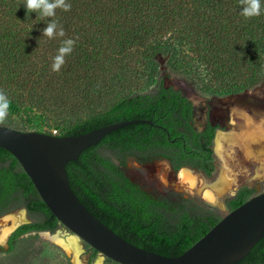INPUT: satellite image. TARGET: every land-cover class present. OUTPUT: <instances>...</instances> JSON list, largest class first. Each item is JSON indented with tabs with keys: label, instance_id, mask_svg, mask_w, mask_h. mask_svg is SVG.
<instances>
[{
	"label": "trees",
	"instance_id": "obj_1",
	"mask_svg": "<svg viewBox=\"0 0 264 264\" xmlns=\"http://www.w3.org/2000/svg\"><path fill=\"white\" fill-rule=\"evenodd\" d=\"M53 17L26 12L25 0H0V92L9 112L26 115L21 125L56 116L54 135H76L105 124L144 118L106 134L66 164L80 201L131 243L163 255L182 253L222 216L215 208L180 197H153L125 176L128 154L140 161L167 156L175 169L215 170L216 125L197 132L192 105L166 85L176 75L212 95L242 94L264 84V0L259 16L245 18L239 0H65ZM64 37L42 35L50 22ZM74 40L59 71L53 58L62 41ZM154 90H144L155 82ZM85 110V116H70ZM32 129L31 126H28ZM25 130V127H17ZM53 134L51 130L43 131ZM255 189L238 188L226 200L231 210ZM24 207L29 222L9 235L7 247L32 231L53 233L60 225L18 160L0 147V215ZM91 248V261L96 249ZM109 261L117 263L110 258ZM236 264H264V236Z\"/></svg>",
	"mask_w": 264,
	"mask_h": 264
},
{
	"label": "rangeland",
	"instance_id": "obj_2",
	"mask_svg": "<svg viewBox=\"0 0 264 264\" xmlns=\"http://www.w3.org/2000/svg\"><path fill=\"white\" fill-rule=\"evenodd\" d=\"M164 83L172 85L190 99L195 111L192 123L197 129L203 125L206 119L205 114L211 104L226 105L227 114L220 119L221 131L218 130L215 136L222 146L221 157L219 156L222 161L218 160L216 173L210 178L205 177L195 168L185 166L184 169L188 173L187 180L179 178V169H172L164 158L155 157L148 161H140L137 158L128 157L121 166L126 176L153 197L165 196L171 200L180 197L191 198L215 208L222 215L228 212L225 199L231 196L240 184L246 181L252 182L255 189L254 194L259 190L263 191L264 162L252 159L253 157L247 158L243 154L242 138L246 134L257 131L264 133V84L242 94L225 96L200 91L176 75L164 78ZM155 86L156 81L150 82L144 90H154ZM75 114L76 116H70L72 121L85 116L86 113L82 109ZM25 119L26 115L8 112L2 125L14 128L25 127L27 128L25 130L55 129L57 132L64 126V123L57 125L61 121L56 116L48 117L43 122L42 119L33 117V124L23 126L21 123ZM28 126H31L32 129H29ZM257 144L256 141L253 146ZM204 190L214 194L215 200L204 197ZM23 208L15 207L0 215V229L7 223L6 216L9 214H18L23 211L26 220L19 223L31 221ZM68 236L76 237L80 243L82 250L78 264H95L99 258L102 260L101 264H118L109 261L99 252L88 263L91 248L62 224L52 234L43 231L19 236L14 240L11 250L7 247L8 238L6 237L5 240L0 241V264H76L72 254L57 240L59 237Z\"/></svg>",
	"mask_w": 264,
	"mask_h": 264
},
{
	"label": "water",
	"instance_id": "obj_3",
	"mask_svg": "<svg viewBox=\"0 0 264 264\" xmlns=\"http://www.w3.org/2000/svg\"><path fill=\"white\" fill-rule=\"evenodd\" d=\"M137 122L151 123L144 118L126 119L76 135L61 136L0 124V147L18 160L60 224L118 264L238 263L264 236V190L228 210L198 240L173 256L144 249L126 240L98 219L74 193L66 170L67 162L76 160L83 150L100 142L109 132Z\"/></svg>",
	"mask_w": 264,
	"mask_h": 264
},
{
	"label": "clouds",
	"instance_id": "obj_4",
	"mask_svg": "<svg viewBox=\"0 0 264 264\" xmlns=\"http://www.w3.org/2000/svg\"><path fill=\"white\" fill-rule=\"evenodd\" d=\"M241 6V14L245 18H252L254 16H259L261 12L260 0H239ZM24 7L26 12L39 13L41 18L53 17L55 15L56 9L61 8L64 11H68L71 5L66 3L65 0H25ZM42 35L47 36L49 39L55 37H64L65 32L63 28L57 31L56 22H50L43 29ZM74 46V40L66 39L62 41L61 47L57 51V55L53 58L52 70L59 71L61 66L65 62V56L71 53ZM10 108V101L8 97L0 92V124L8 116Z\"/></svg>",
	"mask_w": 264,
	"mask_h": 264
},
{
	"label": "bare ground",
	"instance_id": "obj_5",
	"mask_svg": "<svg viewBox=\"0 0 264 264\" xmlns=\"http://www.w3.org/2000/svg\"><path fill=\"white\" fill-rule=\"evenodd\" d=\"M213 149H214V154H215V162H216V166H217V162L221 157L220 150H222V146L220 145V142L218 141L217 138L214 139ZM220 160L222 161V159H220ZM187 174L188 173L186 172V169H184V167H182L178 170V177L181 179H185ZM186 179L188 180V178H186ZM203 196L210 199V200H215L214 194H212L210 191L204 190ZM6 220H7V223L4 226H2L0 229V241L5 240L7 235L14 229V227L19 222L24 221L26 219H25V214L23 213V211H21V213H18V214L7 215ZM57 240L59 243H61L67 249V251H69L72 254L74 262L76 264H78L79 256H80V253L82 250L78 239L74 236H68V237H64V238L59 237V238H57ZM101 261L102 260L99 258L96 260L95 264H101Z\"/></svg>",
	"mask_w": 264,
	"mask_h": 264
},
{
	"label": "flooded vegetation",
	"instance_id": "obj_6",
	"mask_svg": "<svg viewBox=\"0 0 264 264\" xmlns=\"http://www.w3.org/2000/svg\"><path fill=\"white\" fill-rule=\"evenodd\" d=\"M184 95V94H183ZM187 97V96H186ZM188 98V97H187ZM189 99V98H188ZM189 101H190V99H189ZM191 102V101H190ZM191 105H192V102H191ZM207 111L208 112H206V114H205V121H204V123H203V125L199 128V129H197V128H195L194 127V125H193V123H192V120H193V118H194V114H195V111H194V109H193V105H192V116H191V119L189 120V122H190V124L194 127V129L197 131V132H201V131H203L204 129H205V127H206V125L207 124H210V125H216L217 127H216V129H215V134H214V137H213V139H212V145H211V148H212V151H213V157H215V154H214V149H213V144H214V139H215V136H216V133H217V131L218 130H220L221 131V124H220V119L221 118H223V117H225V115L227 114V107H226V105L225 104H211L210 105V108L209 109H207ZM199 114V113H198ZM157 152H159V153H157V155L155 156V157H161V158H164L168 163H169V165L172 167V169H175L174 167H173V165H172V162H171V160L167 157V156H165V155H161L160 153V151H157ZM128 157H134V158H136L133 154H128L127 155V158ZM154 157V158H155ZM213 165H214V167H215V170H214V172L212 173V175L211 176H206L205 174H204V172L203 171H201V169L200 168H198L197 166H191V165H182L180 168H182V167H185V166H187V167H189V168H195V169H197V170H199L205 177H208V178H210V177H212L215 173H216V163H215V158L213 159ZM180 168H178V169H180ZM122 169V168H121ZM178 169H176V170H178ZM125 174V173H124ZM125 176H126V174H125ZM127 177V176H126ZM132 182V181H131ZM243 185H248V184H245V183H242V184H240L237 188H236V190L231 194V196H229L228 198H230V197H232L235 193H236V191L238 190V188L239 187H241V186H243ZM248 186H250V185H248ZM251 187H253V185L251 186ZM254 188V187H253ZM228 198H226L225 199V204H226V200L228 199ZM25 209V208H24ZM26 210V209H25ZM27 214V213H26ZM27 216V215H26ZM28 233H31V232H28ZM25 234H27V233H25ZM24 235V234H23Z\"/></svg>",
	"mask_w": 264,
	"mask_h": 264
},
{
	"label": "crops",
	"instance_id": "obj_7",
	"mask_svg": "<svg viewBox=\"0 0 264 264\" xmlns=\"http://www.w3.org/2000/svg\"><path fill=\"white\" fill-rule=\"evenodd\" d=\"M257 141V145L253 146L254 143H256ZM242 149H243V154L247 157V158H252V159H256L261 161V163L264 162V133H261L260 131L254 132V133H250V134H246L244 136V138H242ZM258 147V148H256ZM245 184H248L250 186L253 185L252 182H244ZM262 190L257 191L261 192Z\"/></svg>",
	"mask_w": 264,
	"mask_h": 264
},
{
	"label": "built area",
	"instance_id": "obj_8",
	"mask_svg": "<svg viewBox=\"0 0 264 264\" xmlns=\"http://www.w3.org/2000/svg\"><path fill=\"white\" fill-rule=\"evenodd\" d=\"M53 134H57V130H51Z\"/></svg>",
	"mask_w": 264,
	"mask_h": 264
}]
</instances>
